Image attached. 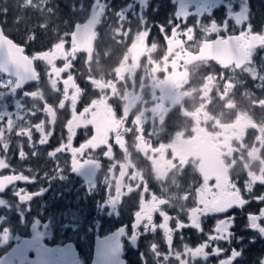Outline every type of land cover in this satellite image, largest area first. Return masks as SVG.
Here are the masks:
<instances>
[{"label": "flooded vegetation", "instance_id": "1", "mask_svg": "<svg viewBox=\"0 0 264 264\" xmlns=\"http://www.w3.org/2000/svg\"><path fill=\"white\" fill-rule=\"evenodd\" d=\"M30 4L31 0L0 2V29L29 56L56 53L48 26H60L68 52L75 25H90L97 35L93 45L90 39L83 45L87 53L69 57L72 67L55 77L59 92L48 99L41 96V91L49 93L44 62H34L38 82L23 87L17 88L13 77L0 73V79L11 84L9 98L0 105V117L5 118L0 120V159L9 165L0 169V177L29 178L0 191L3 264H93L94 260L95 264H118L119 260L123 264H219L224 259L230 264H264V233L259 231L264 217L258 219L256 229L248 219L264 209V200H258L264 196V185L257 182L251 192L246 188L264 180V47L254 49L250 64L240 67L224 68L203 59L205 39L238 34L243 28L264 34V0L212 4L207 0H64L61 16H52L45 32L42 24L36 27L40 19ZM98 7L104 9L100 16ZM238 16L245 18L243 27L236 23ZM212 23L217 32L208 36ZM177 25L181 32L192 27V37L169 39L166 45L162 31L170 38ZM129 29L130 34H122ZM82 30L74 33L77 47ZM139 30H150L147 47L143 32L136 34ZM35 32L38 38L29 40ZM152 42L155 47L150 46ZM63 51L62 46L57 53ZM63 63L57 60L56 66ZM69 74L81 89L75 108L78 115L72 114L70 99L63 109L59 106L64 99L63 80ZM33 91L40 96L27 97L38 100L39 108L22 101L25 92ZM78 95L74 89V97ZM130 97L136 98L131 106ZM45 105L49 112L53 109L54 117L44 111ZM18 111L23 114L17 117ZM8 117L13 120L11 129ZM71 118L72 127L93 126L76 128L72 147L106 143V127L113 133L109 145L85 149L77 158L81 167L75 170L67 147ZM41 122L43 133L36 127ZM21 130L31 135H18ZM44 136L47 140L42 145ZM213 178H218L215 193L205 182ZM229 180L237 183L247 202L226 213L204 216L200 229L191 227L188 209L209 194L219 198ZM18 191L29 199L21 200ZM161 202V210L170 216L171 245L159 227L163 218L158 213H154L155 231L150 226L145 232L146 221L135 232L132 228L139 206L144 212ZM220 219L232 222L230 240L209 241L217 235ZM177 220L185 227L177 229ZM89 222L94 231L87 228ZM97 239L104 246L96 249ZM202 243L209 244L207 260L185 254L186 248ZM153 244L159 256L152 251ZM217 246L221 255H211Z\"/></svg>", "mask_w": 264, "mask_h": 264}, {"label": "snow or ice", "instance_id": "2", "mask_svg": "<svg viewBox=\"0 0 264 264\" xmlns=\"http://www.w3.org/2000/svg\"><path fill=\"white\" fill-rule=\"evenodd\" d=\"M217 0H207V3L212 4L216 3ZM104 11L103 8L98 7L96 11V15L100 16V14ZM121 21H123L122 17H118ZM244 17L238 16L236 18V23L238 25H241L243 27V21ZM78 28H82L83 30L80 32V46L77 47L74 41V33L77 31ZM180 26L177 25L173 27L171 31V36L169 38L167 32L162 31V35L164 37V41L166 42L169 39H180L182 37H186V40L190 39L193 35V28L188 27L186 28V31L181 32ZM118 33H120L122 30L118 29ZM131 30L129 29L126 32H122L124 35L125 33L130 34ZM141 32L144 34V44L147 47L148 46V38L150 36V30H139L137 31V35H139ZM217 32V26L215 23H212L211 26L208 28L206 35L212 36ZM71 51L68 52L65 50V41L62 40L59 42L63 46V52L59 54H55L50 51H42L37 55L29 56L25 54V48L23 46H19L17 43H15L11 38H6V35L3 33V31H0V73H5L10 77H14L16 84L15 86L19 88L22 83L24 82H34L38 80V71L37 68L34 67L35 61H42L44 62L48 67H50L51 72L50 75L54 76L56 78H59L62 73H65L72 67V62L69 60V57H72L73 59L76 58L77 53H87L85 47L83 46L85 43L88 42V40H91V43L93 45V41L96 38L97 33L93 30V28L90 25H84L83 27H79L75 25V30L71 32ZM185 39H181V43L184 42ZM205 47L206 55L203 57V59L208 60L210 62L217 63L220 67L227 68L231 64H235L237 67H240L244 64H250V57L252 54V51L259 47H264V34L259 33H252L250 29L243 28V30L239 31L238 34H234L227 37H221L216 36L215 39H205L203 40ZM150 46L155 47L156 42H152ZM55 47V46H53ZM63 60V66L57 67L56 61L57 60ZM223 61L224 63H221ZM257 76L253 74L252 79H256ZM52 87H57L56 80H52ZM63 86H64V99L59 102V106L61 109L65 107V101L69 100L71 101L73 113H76L75 108L77 104L78 97L81 95V89L77 86L76 82L74 81L73 75L69 74L67 75V78L63 80ZM74 89L79 92L78 96L74 97ZM69 90H72L71 96H69ZM24 95L27 97L31 95V97L36 98L40 96V93L33 91L31 93L25 92ZM49 106L45 105L44 111L49 114V116H55V113L53 112V109L51 112L48 111ZM77 114V113H76ZM78 115V114H77ZM114 116L117 120H119L120 116L117 115V113L114 111ZM5 118L0 117V120H3ZM127 117H125V120ZM72 118L67 121V130H68V149L71 151V164L73 169L81 167V161L77 159L78 157L82 156L85 149H98L102 145H109V138L110 134H113L110 129L107 127L105 128V131L107 133V142L106 143H97V144H91L87 148L83 147V144H81L78 148L72 147V141L73 136L75 135L76 128L80 126H93L91 124L88 125H76L75 127L71 126ZM8 127L9 129L12 128L13 120L12 117H8L7 119ZM43 122L38 124L37 130L41 131L43 133ZM2 129H0V133H2ZM118 131V129H117ZM18 135H28L31 134L26 132L25 130H21V132L18 133ZM47 140V137L44 136L40 140V144H45ZM63 145L61 147H58L56 149V152H61L63 150ZM5 150L8 148V144H4ZM112 149L111 147L108 148V150L105 153V156L107 157L108 151ZM21 157L24 156V153H20ZM50 155H55V153H50ZM88 161H83V163H87ZM9 165L6 163L4 159H0V169H6ZM29 178L26 179L24 175H7L0 178V191H4L7 185L13 184L15 181H28ZM218 178L213 179H207L205 182L207 185L211 188L212 193L216 192V186L217 185ZM259 182L260 184L264 185V180L262 181H254L251 185H248L246 188L249 192L252 191L254 184ZM147 187V186H146ZM199 191V190H198ZM131 193V192H129ZM145 193H147V190H145ZM19 195V198L21 200H28L29 196L27 194H22V191H18L17 193ZM121 197V196H120ZM119 197V199H120ZM155 195L151 196V199H154ZM258 200H264V196L258 197ZM115 202V200L113 201ZM247 201L242 198L241 195V189L237 186V183H233L231 180H229L226 184H224V191L219 196V198L214 197L213 195L209 194L206 198H200L195 201L196 206L192 207L191 209H188V220L191 222V227L200 229L201 224L199 223V220L203 218L204 216H207L208 214H221L226 213L233 207H242ZM164 203L161 202L159 206L153 205L150 209L142 212L139 206V210L135 212V223L132 224V228L134 232L138 229V227L141 225L142 221H146V223L143 224V228L145 232L148 231L149 227L151 226L153 231H155V225L153 223L154 221V213H158L160 217L163 218V223L159 225L161 229L164 230L165 235L167 236V242L169 245L172 243V231L169 228V220L170 216L166 214L163 210H161V206H163ZM264 217V209H261L259 216L257 215H249L248 219L251 221V227L253 229H256L258 227L257 221L259 218ZM232 226V222L226 219H220L215 226V232L217 235H212L209 237V241H225L228 242L230 240V231L229 228ZM185 227L183 223H181L179 220H177V229H181ZM259 231L261 233H264V227H260ZM209 247L208 243H202L200 246L195 248H186L185 254H190L193 259L202 257L204 260H207L209 258V252L206 251V249ZM152 251L159 256V252L157 251V246L155 244L151 245ZM222 253V249L217 246L213 247L211 250V255L213 256H219ZM236 256V251L233 250L231 252V257L234 258ZM177 259H179V254H177ZM165 260L168 259L167 256L164 257ZM181 264H184L182 261ZM219 264H230L229 259H224L222 261H219Z\"/></svg>", "mask_w": 264, "mask_h": 264}, {"label": "rangeland", "instance_id": "3", "mask_svg": "<svg viewBox=\"0 0 264 264\" xmlns=\"http://www.w3.org/2000/svg\"><path fill=\"white\" fill-rule=\"evenodd\" d=\"M24 2H28V0H24ZM30 6H32L31 8L35 9L36 15L38 16L39 19H44L47 22L49 21V17L51 18L53 17H60L62 12H63V7H64V0H31V4ZM48 24H44L41 28V30L43 32L46 31V27ZM41 25H36V27H39ZM48 31L51 35L52 38H54V42H53V49L56 50L55 54H58L57 52L62 50V44H60L59 42H61L62 40H64V33H61L60 31V26H48ZM40 32V31H38ZM38 32L32 33L28 36L29 40L32 41V39H36L38 38L39 34ZM45 65V64H44ZM46 66V65H45ZM43 68V67H42ZM51 70L48 67L44 68V80L48 81V90L49 93L45 94L43 91H41V96L42 99H48L49 97H52L53 95H56L59 92L56 91V89L58 88V83L59 81L56 80V78L54 76L50 75ZM52 80H56L57 82V87L53 88L52 87ZM11 88V84L10 81L8 79H0V105L3 103L4 100H7L9 98V94L10 91L9 89ZM25 104H28L30 107L33 108H39V102L38 100H34L31 97H26L23 98L22 100ZM23 114V112L18 111L17 113V117L21 116ZM87 228L90 231H94V226H93V222H89L87 223Z\"/></svg>", "mask_w": 264, "mask_h": 264}, {"label": "water", "instance_id": "4", "mask_svg": "<svg viewBox=\"0 0 264 264\" xmlns=\"http://www.w3.org/2000/svg\"><path fill=\"white\" fill-rule=\"evenodd\" d=\"M95 24H97V22L95 23ZM0 31H2L1 29H0ZM27 83H31V82H24V83H22L21 84V86L22 85H25V84H27ZM103 240H99V239H97L96 240V242H95V248L97 249V247L100 245V247H103L104 246V243L102 242ZM114 253L116 254V256H118V248H116L115 250H114ZM10 257V255H8V258ZM5 262V258H2L1 260H0V264H3ZM93 264H95V260L93 261ZM118 264H123L122 263V261L121 260H119L118 261Z\"/></svg>", "mask_w": 264, "mask_h": 264}, {"label": "clouds", "instance_id": "5", "mask_svg": "<svg viewBox=\"0 0 264 264\" xmlns=\"http://www.w3.org/2000/svg\"><path fill=\"white\" fill-rule=\"evenodd\" d=\"M136 102V98L135 97H130V100H129V103H130V106Z\"/></svg>", "mask_w": 264, "mask_h": 264}, {"label": "trees", "instance_id": "6", "mask_svg": "<svg viewBox=\"0 0 264 264\" xmlns=\"http://www.w3.org/2000/svg\"><path fill=\"white\" fill-rule=\"evenodd\" d=\"M5 1H7V0H5ZM0 2H1V0H0ZM40 20H42V21H46V20H44V19H40ZM49 21H50V17H49V19H48Z\"/></svg>", "mask_w": 264, "mask_h": 264}]
</instances>
